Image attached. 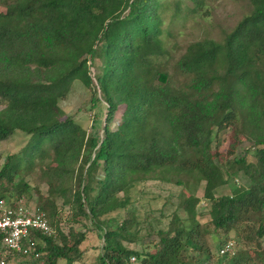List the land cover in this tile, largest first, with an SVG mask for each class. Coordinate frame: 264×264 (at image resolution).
Returning <instances> with one entry per match:
<instances>
[{
    "label": "trees",
    "instance_id": "16d2710c",
    "mask_svg": "<svg viewBox=\"0 0 264 264\" xmlns=\"http://www.w3.org/2000/svg\"><path fill=\"white\" fill-rule=\"evenodd\" d=\"M191 1L188 8L180 0H0V141L16 131L27 136L0 164V200L13 208L28 196L19 172L37 166L48 195L71 211L65 234L54 224V200H37L33 209L44 213L55 237L28 231V252L4 254L0 233L3 264L13 257L20 264H71L84 237L75 223L101 239L93 264H130V257L138 264H264L257 242L264 234V0H247L220 41L186 44L172 66L179 82L166 71L164 36L172 34L163 27L164 14L170 10L173 22L206 5ZM74 81L89 90L92 103L101 99L106 106L100 138L86 137L84 148L78 124L58 105ZM118 104L125 111L111 130ZM230 128L242 141L231 133L223 155L217 133ZM238 175L247 184L222 191ZM146 180L182 187L202 181L207 224L197 219L198 198L178 194L185 216L175 211L165 228L146 231L154 235L152 251L125 246L122 241L142 239L145 220L133 210L116 212ZM209 226L221 233L214 253L201 239ZM73 230L78 234L70 240ZM231 231L248 248L220 251Z\"/></svg>",
    "mask_w": 264,
    "mask_h": 264
},
{
    "label": "rangeland",
    "instance_id": "374dc122",
    "mask_svg": "<svg viewBox=\"0 0 264 264\" xmlns=\"http://www.w3.org/2000/svg\"><path fill=\"white\" fill-rule=\"evenodd\" d=\"M170 1L171 0H169V2ZM180 1L181 7H192L191 0ZM205 1L206 5L198 14H191L184 19L171 22L168 15L170 10L164 14L163 27H167L172 34L171 37L164 36L165 45L169 49L170 54V60L167 63L166 71L169 75L173 76L174 79H178L179 82H182V77L174 71L172 66L173 62L183 52L186 44L203 37H209L216 41H220L224 33L231 29V27L247 9V0ZM203 11H206L207 14H204ZM97 96H99V93H97ZM58 105L64 112L65 116L72 117V119L78 124L80 128V135L83 139V148L87 140L86 137L95 136L100 138L106 106L101 99L95 103H92L90 101L89 90L85 89L79 81H74L72 83L71 90L64 100L58 102ZM1 107L2 105L0 104V108ZM124 111L125 107L118 104L109 124V128L111 130L115 128L120 116L124 114ZM231 133L235 135L237 141H242V138L237 134L234 128H230V130L228 129L219 131L217 133V149L220 154H226L229 144L233 140V135ZM26 139V135L16 131L8 139L0 141V164L2 163L6 154H17L24 146ZM213 141L215 142L216 138H213ZM242 146H244V144L236 148V153L241 152ZM80 167L81 165L78 167V169H80ZM38 171L39 167L35 166L29 171L21 170L19 172V177H23V179L29 185V195L23 196L17 201V204H20L18 205L19 209L23 208V206L34 208V204H36L37 200L47 197L48 193L46 183L39 177ZM227 184L228 185L222 187V191L227 190V188L230 189L232 186L246 185L247 180L242 175H238L237 178L228 181ZM202 188V181L198 184H188L187 187H182L171 183H161L157 180L138 182L130 192V200L126 207L118 210L116 213L119 216H123L125 211L133 210V214L137 219H144L145 221H143V225L141 224L144 229L142 228L138 232V235H142L143 237L142 239L136 240L134 242L127 243L122 241V243L125 246L135 250L145 251L149 249V251H152L151 241L154 240V235H151L150 233V235L147 236L146 231L152 232V230L155 229L165 228L175 211L179 216L184 217L185 213L183 210L177 208L179 201L178 194H181V197H184L187 192H192L194 196L198 198L196 211L200 215L197 217V219L201 226L206 225V221L208 220L209 203L202 197ZM49 194L50 195H48V197L54 200V205L56 206L58 214L57 218L54 220V224L58 230L67 234L69 232V222H71V211L67 206L60 207V197L54 193ZM216 194H219V192H216ZM23 203L25 204L23 205ZM255 218H257V216H251V219L254 221V223L256 222ZM82 223L87 224V221L82 220ZM146 223H148L149 226H147ZM73 225L84 232V237L78 245L79 250H81V255L71 264H93L96 261V256L99 252L101 239L93 230H90L88 227H81L79 223H75ZM206 228L208 231L204 233L201 239L205 244H207L209 251L214 253L218 237H220L221 233L218 230L217 232L212 231L210 226ZM256 228L257 225L252 228L253 234ZM77 234L78 231L73 230L71 231L68 238L71 240ZM226 239H228V242H231L229 249H234V247L237 248L239 246L247 247L245 240L241 239L240 237H236L232 231L227 234ZM257 242H259L260 249L264 250V234L257 239ZM248 251L249 253L251 252L249 249ZM2 253L6 254L8 252L5 250V252L2 251ZM12 259H10L13 261L10 262L11 264H20L21 259L16 257H13ZM129 261L130 264H138L136 259H133L132 257L129 258ZM32 262V264H39L37 261ZM56 264L66 263L63 259H58Z\"/></svg>",
    "mask_w": 264,
    "mask_h": 264
},
{
    "label": "built area",
    "instance_id": "2783aa9c",
    "mask_svg": "<svg viewBox=\"0 0 264 264\" xmlns=\"http://www.w3.org/2000/svg\"><path fill=\"white\" fill-rule=\"evenodd\" d=\"M0 200V233L2 234V246L5 250L15 252H28L33 242L28 238V231H39L46 236L55 237L54 228L48 223L43 212L20 204L9 208ZM3 204V206H2ZM5 205V206H4ZM25 244H27L25 246ZM231 242H226L220 251L230 248ZM4 261L0 258V264Z\"/></svg>",
    "mask_w": 264,
    "mask_h": 264
}]
</instances>
